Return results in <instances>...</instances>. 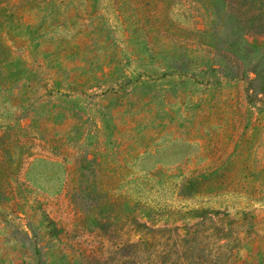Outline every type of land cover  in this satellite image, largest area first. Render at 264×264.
I'll use <instances>...</instances> for the list:
<instances>
[{
	"label": "rangeland",
	"instance_id": "rangeland-1",
	"mask_svg": "<svg viewBox=\"0 0 264 264\" xmlns=\"http://www.w3.org/2000/svg\"><path fill=\"white\" fill-rule=\"evenodd\" d=\"M0 264H264V0H0Z\"/></svg>",
	"mask_w": 264,
	"mask_h": 264
}]
</instances>
